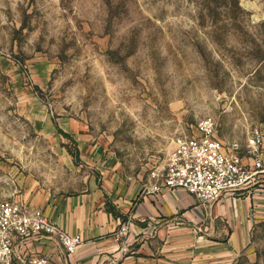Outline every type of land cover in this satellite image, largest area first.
<instances>
[{"label": "rangeland", "instance_id": "374dc122", "mask_svg": "<svg viewBox=\"0 0 264 264\" xmlns=\"http://www.w3.org/2000/svg\"><path fill=\"white\" fill-rule=\"evenodd\" d=\"M209 116L243 156L264 129V0H0V202L101 185L99 147L146 178ZM155 226L127 264L174 263ZM232 264H264V221Z\"/></svg>", "mask_w": 264, "mask_h": 264}, {"label": "crops", "instance_id": "0c3cea01", "mask_svg": "<svg viewBox=\"0 0 264 264\" xmlns=\"http://www.w3.org/2000/svg\"><path fill=\"white\" fill-rule=\"evenodd\" d=\"M95 152L93 158L101 162V185L90 181L79 193H41L23 201L45 210L68 233L81 235L82 244L71 255L57 240L32 241L20 247V252L47 255L55 264H102L111 258L127 264L132 258L127 253L131 244L156 225L161 233L175 236L174 249H164L173 264H232L251 244L255 226L264 221V191L204 205L183 189L148 192L153 182L149 175L128 178L100 147ZM107 199L126 215V221L107 211ZM218 221L223 222V229L217 228ZM122 226H127L125 235L119 234ZM203 229L206 232L198 235ZM184 230L191 234L190 241H185ZM223 232L227 235L223 240L208 238Z\"/></svg>", "mask_w": 264, "mask_h": 264}, {"label": "built area", "instance_id": "2783aa9c", "mask_svg": "<svg viewBox=\"0 0 264 264\" xmlns=\"http://www.w3.org/2000/svg\"><path fill=\"white\" fill-rule=\"evenodd\" d=\"M242 150L237 142L222 141L214 117H205L194 134L176 137L167 162L150 172L153 182L147 190L162 193L183 189L204 205L249 195L259 183L257 179L264 180V129L252 128L245 156ZM126 233L127 226H122L119 234ZM41 240H57L69 255L83 242L81 235L62 229L41 208L20 200L0 202V264H55L47 255L20 252V247ZM102 264L126 263L111 258Z\"/></svg>", "mask_w": 264, "mask_h": 264}, {"label": "trees", "instance_id": "16d2710c", "mask_svg": "<svg viewBox=\"0 0 264 264\" xmlns=\"http://www.w3.org/2000/svg\"><path fill=\"white\" fill-rule=\"evenodd\" d=\"M106 209L109 213H112L115 217L121 218L123 221L127 220L126 215H124L115 205L114 203L110 200L107 199L106 201ZM142 226H147V223H137Z\"/></svg>", "mask_w": 264, "mask_h": 264}, {"label": "bare ground", "instance_id": "6f19581e", "mask_svg": "<svg viewBox=\"0 0 264 264\" xmlns=\"http://www.w3.org/2000/svg\"><path fill=\"white\" fill-rule=\"evenodd\" d=\"M251 5V4H250Z\"/></svg>", "mask_w": 264, "mask_h": 264}]
</instances>
